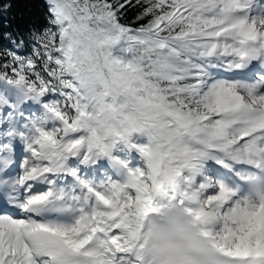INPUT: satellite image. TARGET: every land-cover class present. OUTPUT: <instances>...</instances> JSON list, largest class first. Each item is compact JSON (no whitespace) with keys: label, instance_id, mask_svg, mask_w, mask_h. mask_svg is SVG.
Returning <instances> with one entry per match:
<instances>
[{"label":"snow or ice","instance_id":"obj_1","mask_svg":"<svg viewBox=\"0 0 264 264\" xmlns=\"http://www.w3.org/2000/svg\"><path fill=\"white\" fill-rule=\"evenodd\" d=\"M16 2L0 264H146L162 211L203 237L199 264H264V0H42L13 26Z\"/></svg>","mask_w":264,"mask_h":264},{"label":"clouds","instance_id":"obj_2","mask_svg":"<svg viewBox=\"0 0 264 264\" xmlns=\"http://www.w3.org/2000/svg\"><path fill=\"white\" fill-rule=\"evenodd\" d=\"M149 228L146 264H199L203 237L185 214L162 211Z\"/></svg>","mask_w":264,"mask_h":264},{"label":"trees","instance_id":"obj_3","mask_svg":"<svg viewBox=\"0 0 264 264\" xmlns=\"http://www.w3.org/2000/svg\"><path fill=\"white\" fill-rule=\"evenodd\" d=\"M42 0H17L12 9L9 18L13 20V26L16 23H26L28 21H42ZM135 11L129 13V17L135 15ZM7 27V22H4Z\"/></svg>","mask_w":264,"mask_h":264},{"label":"bare ground","instance_id":"obj_4","mask_svg":"<svg viewBox=\"0 0 264 264\" xmlns=\"http://www.w3.org/2000/svg\"><path fill=\"white\" fill-rule=\"evenodd\" d=\"M132 160L136 163L137 161H138V157L136 156V154L135 153H133V155H132ZM133 162V163H134ZM134 163V164H135Z\"/></svg>","mask_w":264,"mask_h":264},{"label":"rangeland","instance_id":"obj_5","mask_svg":"<svg viewBox=\"0 0 264 264\" xmlns=\"http://www.w3.org/2000/svg\"><path fill=\"white\" fill-rule=\"evenodd\" d=\"M134 162V161H133ZM135 163V162H134Z\"/></svg>","mask_w":264,"mask_h":264}]
</instances>
